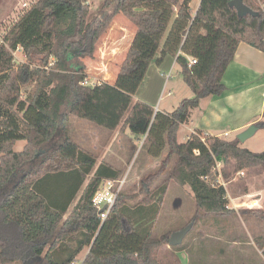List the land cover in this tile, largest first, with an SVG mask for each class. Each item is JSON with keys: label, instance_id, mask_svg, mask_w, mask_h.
<instances>
[{"label": "trees", "instance_id": "obj_1", "mask_svg": "<svg viewBox=\"0 0 264 264\" xmlns=\"http://www.w3.org/2000/svg\"><path fill=\"white\" fill-rule=\"evenodd\" d=\"M89 1L96 0H34L1 34L0 264H169L156 254L170 234L151 236L166 183L158 193L147 189L170 162L168 180L193 194V226L237 214L227 208L225 188L214 184L216 163H232L235 173H264V151L243 149L237 138L207 136L202 142L195 132L177 141L191 110L224 93L222 77L238 44L264 53V1L260 7L257 0H242L251 11L245 15L230 6L233 0H201L195 13L191 0H104L95 14ZM118 13L136 31L115 81L84 86L85 66L74 60L93 56ZM17 50L24 55L18 64ZM156 55L157 67L168 55L176 58L193 94L170 113L134 98ZM191 59L195 64L188 67ZM66 113L108 131L128 129L151 157L163 156L159 171L144 179L140 202L132 205L120 193L100 221L92 196L102 180L121 173L104 162L96 166V158L68 136L43 149L57 137ZM252 126L264 130V121ZM18 141L25 142L19 152Z\"/></svg>", "mask_w": 264, "mask_h": 264}, {"label": "rangeland", "instance_id": "obj_2", "mask_svg": "<svg viewBox=\"0 0 264 264\" xmlns=\"http://www.w3.org/2000/svg\"><path fill=\"white\" fill-rule=\"evenodd\" d=\"M32 1L34 0H0V9L3 2H7V4L14 9L13 12L15 13L16 10L21 9V4L23 2L28 4ZM103 1L104 0L93 1L90 6V13L95 14L97 9L95 11L92 10L100 6ZM200 1L201 0L190 1L189 8L191 12H196ZM263 1L264 0L257 1V4L263 7ZM29 6L30 4H28V7ZM15 18L16 15L14 17L9 16L0 18V21L5 19L4 22L0 23V38L1 34L7 30ZM114 25L116 29L121 30V33L118 35L119 37L114 34L115 30H110V28L102 35H105L104 39L106 41H104V44L102 40L103 46H106L109 50L116 48L122 50L118 51L117 55L114 56L113 66L111 63L108 64L106 62L104 65L100 66L97 56L100 55L102 48H104L102 44L100 46L95 45L91 58L84 57L74 60L77 64H83L85 66V71L88 72L90 69L89 73H91L93 77L89 79L90 81L93 79L101 80L102 77H97L96 74L102 70V74L104 73L103 75L106 73L105 77L107 82L112 83L124 59L125 52L133 39L136 28L121 14L118 13L115 15L113 23H111L112 29H115ZM99 41L100 39L98 42ZM96 51H98L99 54H95ZM21 55V53H14V60L17 64L20 63L19 59H21ZM85 59L90 61L88 62V60H86L87 63L85 64ZM111 66L113 70H115L113 76H111ZM157 69H159V67H157ZM160 74L162 73L160 72ZM161 76L164 75L162 74ZM168 76L171 77L166 85L167 78L165 77L164 90L160 92L159 99L156 101L155 106L160 110L171 111L180 101L191 98L192 95L189 90H187L188 88H186L181 75L176 69H173L167 77ZM86 78L88 77L86 76ZM169 92H172L173 95H168ZM186 93H188V95ZM188 135V132L180 129L178 131L177 141L179 143L185 142ZM65 136L70 137L80 148L91 153L96 158V166L100 162H104L120 171L121 176L118 179L124 181L121 194L123 193L125 196L130 197V204L134 205L145 197L146 190H141L142 186L144 187V179L159 171L163 156L158 158L151 157L147 153V148L143 144V139L135 140L128 129L121 130L117 128L116 130L108 131L91 122L66 113L61 121L57 137H54L52 141L46 143L43 149L46 150L48 147L52 148L56 146ZM237 136V133H231L226 139L232 140L237 138ZM24 145V141H18L14 145V151H21ZM240 147L253 153L264 151V130H257L254 132L246 141L240 142ZM173 163L174 160L153 180L151 185H149V189H147L148 185L146 186L147 192L155 191L158 193L160 192L159 189L166 183L165 194L162 197L159 214L154 222L151 233L153 239H158L167 234L171 235L173 232L183 229L191 223V220L195 217V202L189 187H181L173 181L168 180ZM220 170L222 174V183H224L223 187L225 188L227 196V208L236 210L237 214L227 218L208 217L196 220L192 229L185 235L180 246H177L181 247L180 249L177 250L176 247L164 245L157 252L156 258L159 262L169 264L175 262L180 264H226V258L228 257L230 263L227 264H263L264 200H262L259 205L261 207H258L255 205L256 203L254 204L252 202L258 198L255 191L264 188V173L254 175L249 171H244V175L241 176L234 172L232 163L228 166H223L221 164ZM78 199L79 195L70 206V210ZM231 200L236 204L240 203L247 205H240L234 208V204ZM246 209H253V211L239 213ZM254 211L258 212L255 213ZM215 237L219 239L217 241H222L218 242L219 244L223 245L225 243L226 246H228L226 249H222L223 255H219L220 252L216 250L218 252L216 256L211 257L207 250L208 247L216 241ZM233 242L236 244H233ZM245 243H250L251 246H246ZM254 245L260 253L255 252L253 249V247H255ZM85 251L84 249L80 253L78 259L82 258ZM220 256H223L222 261H220ZM247 259L251 262H247Z\"/></svg>", "mask_w": 264, "mask_h": 264}, {"label": "crops", "instance_id": "obj_3", "mask_svg": "<svg viewBox=\"0 0 264 264\" xmlns=\"http://www.w3.org/2000/svg\"><path fill=\"white\" fill-rule=\"evenodd\" d=\"M32 2L28 4H31ZM92 2L93 1L88 2L89 6H91ZM23 4H26V8L23 7ZM28 4L23 2L21 4V9L16 10L18 12L15 11L14 13L13 12L14 9H12V7L9 4H7V2L6 3L3 2L0 9V18L9 17V16L14 17L16 15V18L12 21L13 23L23 13V11H25V9L28 8ZM98 7L99 6H97V8ZM97 8L93 9L92 11H95ZM4 20L5 19L1 20L0 23L4 22ZM112 28L113 27L111 26L110 30H115L114 34L116 36H118L121 33V30L116 29L115 25H114L115 29ZM104 36L100 38L98 44L96 43V46H100L102 44V47H104L102 48L100 55L97 57L99 58L100 66L104 65L105 62L108 64L111 63L113 66L114 56L117 55L118 51H122V50L121 49L118 50V48L109 50L106 46H103V43L105 41ZM98 51H96L95 54H99ZM17 53H21V51L18 50ZM157 57L158 55H156L154 60L151 62L147 70V73L140 87L138 88L134 98L135 100H140L153 106L155 110L157 109L156 111L170 113L177 107L178 104L172 108L173 110L166 111L156 108L157 106H155V103L159 99L160 92L164 90L165 85L167 84L168 80L171 77V76L167 77V75H170L173 69H176L177 72L180 74V68L176 64L175 61L176 58L168 55L164 58L159 69H157V66L155 64V59ZM19 60L20 62H23L24 60L23 54L21 55V59ZM86 60L88 59H85V64L87 63ZM89 61L90 60H88V62ZM112 66H111V71H112L111 76H113L115 71L113 70ZM89 71L88 72L85 71V74L89 79H92L93 78L92 74L89 73ZM160 72L164 76H161L162 74H160ZM103 74H102V70L96 74L97 77H102L101 78L102 81L101 80L98 81L109 84H112L115 81L116 75L113 78V82L110 83L107 82V79L105 77L106 73L105 75ZM165 77L167 79L164 85ZM222 83L225 86L224 93L219 97H208L201 100L199 106L191 110L187 122L180 125L179 130L180 129L185 130L186 132H188L189 135L195 132H199L202 135L218 137L226 141H232L234 139L232 140L226 139V137H228L231 133H237L239 136L253 124L259 121H264V53L255 50L244 43L238 44L234 58L232 62L228 65L227 69L223 74ZM186 88L188 87L186 86ZM187 90H189L190 94L193 96L191 90L189 88ZM186 94L188 95V93ZM251 174L258 175L261 173H251ZM255 192L257 193L256 195L258 196V198L255 199L254 201L258 207H261L259 205L261 201L264 200V188L258 189ZM231 201L233 203V200ZM238 205L241 204L239 203ZM215 240L216 241H214L213 244L210 245L207 250V252L209 251L208 254L211 257L216 256V253H218L216 250L220 252L219 255H223L222 249L223 248L226 249L228 246V245L226 246L225 243L223 245L219 244L218 242H222V241H217L219 239L216 237ZM233 244L236 243L233 242ZM245 245L251 246L250 243H245ZM239 246L241 247L240 244ZM253 249L255 250V252L260 253V251L257 250L256 246L253 247ZM85 250L86 251L84 255L79 260H82L87 254L88 249ZM222 258L223 256H220V261L223 260ZM229 261L230 260L227 257L226 264L230 263ZM247 262H251V261L247 259ZM262 263L264 264V257L262 258Z\"/></svg>", "mask_w": 264, "mask_h": 264}, {"label": "built area", "instance_id": "obj_4", "mask_svg": "<svg viewBox=\"0 0 264 264\" xmlns=\"http://www.w3.org/2000/svg\"><path fill=\"white\" fill-rule=\"evenodd\" d=\"M257 1H259V0H257ZM23 7L26 8V4H23ZM1 43H2V41L0 38V44ZM193 64H195V60L191 59L188 61V67H191V65H193ZM98 83H101V82H99L98 80H95V79L90 81L89 78H86L82 84L84 86H92V85L98 84ZM168 95H173V93L169 92ZM206 137H207V135H202L200 137L201 141L204 142V139ZM220 168H221V163H216L215 166L212 168L211 172L213 175H215L214 184L224 186V183H222V174H221ZM238 174L243 176L244 172L241 171V172H238ZM123 184H124V181L121 179H117V180L108 179V180H102L100 182V184L98 185L96 191L94 192V194L92 196L91 203L95 207V209L97 211V215H98L101 222H104L105 219L108 217L113 205L116 202V199L118 198L119 194L122 191ZM252 203L255 204V201H253ZM241 205H247V204H241ZM233 206H234V208H237L240 205L234 204ZM100 211H102V212H100Z\"/></svg>", "mask_w": 264, "mask_h": 264}, {"label": "water", "instance_id": "obj_5", "mask_svg": "<svg viewBox=\"0 0 264 264\" xmlns=\"http://www.w3.org/2000/svg\"><path fill=\"white\" fill-rule=\"evenodd\" d=\"M229 4H230V6L235 8V10L237 11V13L239 15H245L247 13H251L250 9L247 8L243 4L242 0H233ZM155 112H157V111L155 110ZM256 131L257 130L254 126H250L246 131H244L242 134H240L237 137V139L240 142L245 141L248 137H250ZM102 211H100V212H102ZM192 226H193V223L191 222L186 227H184L183 229L176 231V232H173L169 237L168 245L170 247L179 246L182 243L185 235L191 230Z\"/></svg>", "mask_w": 264, "mask_h": 264}]
</instances>
